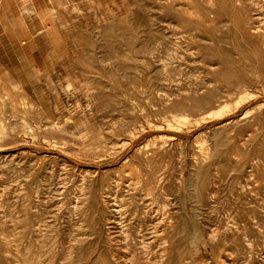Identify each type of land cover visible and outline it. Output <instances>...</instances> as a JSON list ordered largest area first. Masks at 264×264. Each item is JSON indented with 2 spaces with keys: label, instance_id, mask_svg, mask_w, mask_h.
I'll list each match as a JSON object with an SVG mask.
<instances>
[{
  "label": "rangeland",
  "instance_id": "rangeland-1",
  "mask_svg": "<svg viewBox=\"0 0 264 264\" xmlns=\"http://www.w3.org/2000/svg\"><path fill=\"white\" fill-rule=\"evenodd\" d=\"M264 264V0H0V264Z\"/></svg>",
  "mask_w": 264,
  "mask_h": 264
},
{
  "label": "built area",
  "instance_id": "built-area-1",
  "mask_svg": "<svg viewBox=\"0 0 264 264\" xmlns=\"http://www.w3.org/2000/svg\"><path fill=\"white\" fill-rule=\"evenodd\" d=\"M207 264H210V262H208Z\"/></svg>",
  "mask_w": 264,
  "mask_h": 264
}]
</instances>
